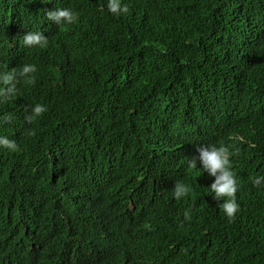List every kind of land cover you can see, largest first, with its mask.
Segmentation results:
<instances>
[{
    "label": "trees",
    "instance_id": "obj_1",
    "mask_svg": "<svg viewBox=\"0 0 264 264\" xmlns=\"http://www.w3.org/2000/svg\"><path fill=\"white\" fill-rule=\"evenodd\" d=\"M0 0V254L9 264H264V0ZM70 8L75 23L46 13ZM40 31L45 48H25ZM2 87V86H0ZM40 103L46 111L29 120ZM228 147V218L191 168ZM190 185L177 200L174 183ZM188 210L190 219H184Z\"/></svg>",
    "mask_w": 264,
    "mask_h": 264
},
{
    "label": "clouds",
    "instance_id": "obj_2",
    "mask_svg": "<svg viewBox=\"0 0 264 264\" xmlns=\"http://www.w3.org/2000/svg\"><path fill=\"white\" fill-rule=\"evenodd\" d=\"M107 11L115 16H119L127 11L123 7L121 0H107ZM49 21L57 26L70 25L78 19V13L70 8H56L55 10L46 13ZM48 40L40 31H27L23 35V46L25 48H45ZM37 69L34 64L26 63L19 69H11L7 72L0 73V101L8 99L15 92V85L19 79H22L25 84L31 85L35 82V73ZM46 111V107L40 103H36L31 108V114L28 119L32 120L39 117ZM0 147L7 148L13 151L16 148L14 140L6 136H0ZM198 155L188 159V164L191 168H199L201 173L206 172L209 176H214L215 180L210 184L208 189L214 194V198L223 199L221 208L228 218H232L238 209L236 202V192L238 190V181L231 169L232 152L223 144L215 145H200L197 148ZM254 187H264V176H256L252 180ZM191 191L190 185L176 181L172 188V195L179 200ZM184 219H190L189 211H184ZM12 261L23 262L21 257H10L0 254V264H9Z\"/></svg>",
    "mask_w": 264,
    "mask_h": 264
}]
</instances>
